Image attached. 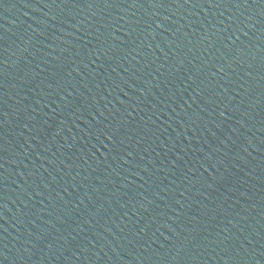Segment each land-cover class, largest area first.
<instances>
[{"label":"water","instance_id":"water-1","mask_svg":"<svg viewBox=\"0 0 264 264\" xmlns=\"http://www.w3.org/2000/svg\"><path fill=\"white\" fill-rule=\"evenodd\" d=\"M0 264H264V0H0Z\"/></svg>","mask_w":264,"mask_h":264}]
</instances>
